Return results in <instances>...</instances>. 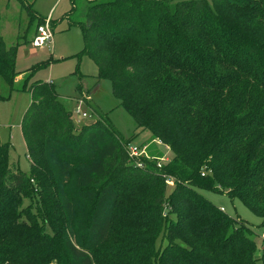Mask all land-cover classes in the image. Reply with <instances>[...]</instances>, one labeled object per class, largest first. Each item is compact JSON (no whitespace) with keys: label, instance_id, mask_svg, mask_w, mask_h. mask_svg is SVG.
Instances as JSON below:
<instances>
[{"label":"trees","instance_id":"16d2710c","mask_svg":"<svg viewBox=\"0 0 264 264\" xmlns=\"http://www.w3.org/2000/svg\"><path fill=\"white\" fill-rule=\"evenodd\" d=\"M86 1L78 55L172 157H131L106 117L76 130L54 84H31L29 173L0 141V264H264L257 233L198 192L264 223V0ZM17 45L0 37L9 92Z\"/></svg>","mask_w":264,"mask_h":264},{"label":"rangeland","instance_id":"374dc122","mask_svg":"<svg viewBox=\"0 0 264 264\" xmlns=\"http://www.w3.org/2000/svg\"><path fill=\"white\" fill-rule=\"evenodd\" d=\"M76 10L70 13L72 0H0V37L6 47L17 45L14 89L9 92L5 84H0V141L9 143L10 167L29 173L30 163L21 134V119L30 104L27 88L35 82H52L67 111L72 113L79 130L86 123H94L106 117L112 126L129 141L128 149L136 159H158L159 164L172 157L165 145L152 141L149 132L136 129L133 118L120 106L112 94L108 79H96L97 68L85 55L78 54L84 47L81 26L85 20L88 3L74 0ZM50 18L52 43L50 48L33 47L31 41L37 26ZM25 89L22 90V85ZM90 123V124H92ZM167 190L173 188L169 180ZM198 192L211 203L221 208L230 217L242 220L257 233L258 248L264 246L260 235L264 233L263 220L255 216L238 199H231L225 193H214L199 189Z\"/></svg>","mask_w":264,"mask_h":264},{"label":"built area","instance_id":"2783aa9c","mask_svg":"<svg viewBox=\"0 0 264 264\" xmlns=\"http://www.w3.org/2000/svg\"><path fill=\"white\" fill-rule=\"evenodd\" d=\"M52 43V31H51V25H50V18L48 17L45 22L37 27L36 33L31 41V44L33 47H47L50 48V45ZM75 114L78 115V120L76 121V124H79L80 118H86L88 115L85 113L80 114V111L78 109L75 110ZM74 125L76 126L75 122L73 121ZM129 150V149H128ZM130 156L133 157V152H130ZM158 166H160L158 164ZM262 241H264V233L261 235Z\"/></svg>","mask_w":264,"mask_h":264},{"label":"crops","instance_id":"0c3cea01","mask_svg":"<svg viewBox=\"0 0 264 264\" xmlns=\"http://www.w3.org/2000/svg\"><path fill=\"white\" fill-rule=\"evenodd\" d=\"M90 123H92V121L91 122H88V123H86L87 125L88 124H90ZM152 139V138H151ZM152 141H154V140H152ZM158 143H160L159 141H157ZM166 147V146H165ZM167 148V147H166ZM168 159H166V161H167Z\"/></svg>","mask_w":264,"mask_h":264}]
</instances>
